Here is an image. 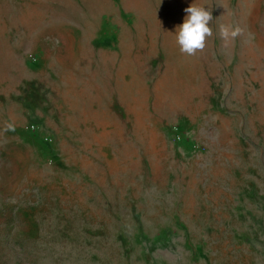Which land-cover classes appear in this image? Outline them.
I'll list each match as a JSON object with an SVG mask.
<instances>
[{"label": "rangeland", "instance_id": "1", "mask_svg": "<svg viewBox=\"0 0 264 264\" xmlns=\"http://www.w3.org/2000/svg\"><path fill=\"white\" fill-rule=\"evenodd\" d=\"M0 264H264V0H0Z\"/></svg>", "mask_w": 264, "mask_h": 264}, {"label": "clouds", "instance_id": "2", "mask_svg": "<svg viewBox=\"0 0 264 264\" xmlns=\"http://www.w3.org/2000/svg\"><path fill=\"white\" fill-rule=\"evenodd\" d=\"M187 15L184 22L176 28V43L179 51L188 56H194L198 51H203L206 47L207 38L213 35L210 27L213 17L210 10L195 3L184 9ZM240 27L231 25H220L219 35L222 41L227 45L241 35Z\"/></svg>", "mask_w": 264, "mask_h": 264}]
</instances>
